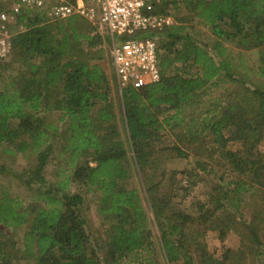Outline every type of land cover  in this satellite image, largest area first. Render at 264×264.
<instances>
[{"label":"trees","instance_id":"obj_1","mask_svg":"<svg viewBox=\"0 0 264 264\" xmlns=\"http://www.w3.org/2000/svg\"><path fill=\"white\" fill-rule=\"evenodd\" d=\"M2 7H8L3 0ZM174 10L181 15L158 31L159 79L121 90L96 47L110 37L95 24L78 15L54 20L30 8L18 14L23 30L12 36L11 57L18 66L0 87V153L38 155L54 132L60 143L53 158L64 155L66 165L54 182L40 180L39 172L22 180L26 204L2 188L0 224L22 231L16 238L0 228V264H20V258L24 264H196V258L202 264H264V152L258 149L264 138V0L155 1L157 12ZM190 18L211 27L214 55L184 32ZM221 40L256 49L254 68L224 56ZM221 76L232 82L204 99L210 86L225 80ZM48 110L58 111L61 127L46 119ZM175 127L177 156L197 155L193 167L183 168L194 181L204 179L211 162L234 179L229 183L222 171L195 215L176 205L171 191L160 193L158 181L148 183L154 236L132 166L147 175L163 132ZM83 186L97 192V214L106 223L102 237L88 230ZM254 194L263 210L246 219L240 207ZM213 215L228 228L242 220L247 248L226 247L215 256L204 238L191 235L204 231ZM219 232L223 238L226 229L219 226Z\"/></svg>","mask_w":264,"mask_h":264},{"label":"rangeland","instance_id":"obj_2","mask_svg":"<svg viewBox=\"0 0 264 264\" xmlns=\"http://www.w3.org/2000/svg\"><path fill=\"white\" fill-rule=\"evenodd\" d=\"M175 15H181V12H172L171 16L176 18ZM187 24L188 26L185 27L184 32L189 31V33L195 35L202 41L204 45L207 46L209 52L214 55L215 52L212 48V45L214 44L215 35L211 27L198 22L196 19L193 20L191 18L187 21ZM96 27V31H98L101 36H107L108 38L110 37L109 32L105 27L98 26V24L96 25ZM221 41L223 43V46L225 47L224 56H227L229 54L231 59L233 58V60L236 62L238 61V58H241L247 66H252L253 68L257 64L258 51H256V49H241L238 44H235V42H232L230 40ZM99 46L102 48L101 53L104 56V58L102 57L103 62H105L106 68L110 73L112 69V65L109 60L111 58L110 43L106 40H102L101 43L96 47ZM11 57L12 50L6 58L0 59V87L11 77V75L14 74L16 66H18L16 63H12ZM223 78H225V80L218 82L217 86L212 85L207 89V93L203 95L204 99H214L215 95H218L226 85L232 82L227 81V77ZM256 80L257 82H259L258 78H256ZM116 95L117 94L115 93V91H113L112 96L115 101L117 99ZM194 112L195 111H193L191 108L187 110V114H194ZM45 115L48 121H51L52 124L60 125L61 127V121L57 117L58 111L48 110L46 111ZM174 130H178V128L175 127V129H173L172 131L166 130L165 132H163L164 137L162 139V142L156 147V151L151 158L149 168H146L147 175H144L138 167L132 166V171L134 172V184L141 194L142 203L148 213L150 226L152 228L154 236L158 235V227L156 223L152 221L154 215L149 205V198L148 196H146L145 189L148 186V183L150 184L151 182L158 181L160 193H163L165 190L171 191L173 193L172 200L176 203V205L185 209L186 212L195 215L197 214L198 202L206 201L209 199L207 192H214V182L218 181L217 179L219 178L220 173L224 171L222 167L216 164L214 165V162H211L210 170L206 174H204V179L198 178L194 181V179H192L188 175L186 170H183V168L193 167L197 155H194L193 151L189 150L188 157L180 158L177 156L175 148L171 145L176 140ZM59 143V141L54 140V132H52L50 142L46 145L45 149L38 153V155H35L33 153L21 152L12 153L8 151L0 153V164H3L5 166V168L0 171V191L2 190V188H7L12 196L21 201V203L26 204V199H28L27 193L29 192V190L26 185L21 182L22 180H26L27 178H36L37 172H39L38 177H41L40 180H45L46 183L47 181L50 182L49 180L54 182L56 178L61 177L57 173L62 165H66V162L64 161V155H60V159H57L56 157L55 159L53 158V156L57 154ZM162 145L166 146L161 148ZM130 149L131 148H129L128 146V156L133 163L134 160ZM258 149L264 152V138L258 144ZM46 150L49 153L48 156L45 154ZM163 168L171 170L170 173L162 176L160 171ZM175 168L176 173L174 175V178L171 179L172 170ZM224 172L228 182L232 183L234 176H232L228 171ZM144 178H147V181ZM71 187L72 189H75L73 185ZM80 188L84 196L83 211L87 221L88 230L91 233L102 237L105 232L106 223L104 222V220L100 219L99 215L97 214V192L90 189L86 190L85 186ZM246 200L247 203L240 207V210L242 211L246 219L251 218V216H253L258 209L263 210V205L258 195H249L247 196ZM211 205V202L207 204V206ZM232 210L238 218L240 210L236 209L233 206ZM205 226L206 229L204 231H193L191 235L204 238L209 250H211L215 256H220L224 248L226 247L231 248L233 251L238 247L244 249L247 248V228L243 224L242 220L236 219L233 226L228 228L223 225V222L220 221L217 216L213 215L205 223ZM219 226H222L226 229L223 238H220ZM0 228L16 238L20 235V231H22V229L18 230L13 227L6 228L1 224ZM19 263L24 264V258H20ZM195 263L202 264L198 258H196ZM256 264L259 263L256 262Z\"/></svg>","mask_w":264,"mask_h":264},{"label":"built area","instance_id":"obj_3","mask_svg":"<svg viewBox=\"0 0 264 264\" xmlns=\"http://www.w3.org/2000/svg\"><path fill=\"white\" fill-rule=\"evenodd\" d=\"M0 8V59L12 50V36L23 30L17 16L25 8L50 19L78 15L105 27L110 35V56L118 88L140 87L160 77L158 31L173 22L170 14L155 11L158 0H3ZM152 33V34H149Z\"/></svg>","mask_w":264,"mask_h":264}]
</instances>
